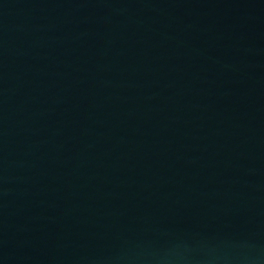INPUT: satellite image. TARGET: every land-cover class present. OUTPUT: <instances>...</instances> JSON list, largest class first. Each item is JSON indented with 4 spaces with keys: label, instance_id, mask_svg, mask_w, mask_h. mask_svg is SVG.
I'll return each instance as SVG.
<instances>
[{
    "label": "water",
    "instance_id": "1",
    "mask_svg": "<svg viewBox=\"0 0 264 264\" xmlns=\"http://www.w3.org/2000/svg\"><path fill=\"white\" fill-rule=\"evenodd\" d=\"M0 264H264V101L112 0H0Z\"/></svg>",
    "mask_w": 264,
    "mask_h": 264
}]
</instances>
